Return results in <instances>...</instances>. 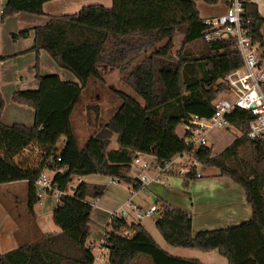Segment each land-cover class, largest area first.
<instances>
[{
    "label": "trees",
    "instance_id": "trees-1",
    "mask_svg": "<svg viewBox=\"0 0 264 264\" xmlns=\"http://www.w3.org/2000/svg\"><path fill=\"white\" fill-rule=\"evenodd\" d=\"M46 1L7 0L1 8L0 22L17 12L42 14V4ZM195 1L113 0L111 8L86 5L74 14L49 16L44 24L32 28V50H45L76 81L63 80L57 74H36V89L13 92V102L34 110V121L30 126L6 125L0 118V184L25 180L27 205L32 211L36 204L35 181L46 163L55 172L53 184L62 192L52 212L58 231L0 253V264H91L92 248L85 244L89 236V199L102 197L105 186L81 181L69 195L65 190L72 180L101 174L139 189L141 182L129 176L138 155H153L163 166L182 152L203 166L218 168L220 175L239 184L251 215L235 226L193 234L187 211L157 199L155 226L161 237L174 247L217 250L227 264H264V158H257L249 169L242 171L222 165L240 151L264 143L247 136L252 114L236 108L227 115L229 124L240 135L217 154H212L208 145L197 149L185 145L184 140L190 134L185 126L193 116L206 119L212 116L214 100L225 90L221 79L243 63L233 38H204L208 25L200 17ZM202 1L213 5L219 0ZM246 15L253 20L256 39L264 45L261 34L264 17L253 4L247 6ZM29 32L30 29L24 28L11 37L26 38ZM175 34H181L182 38L173 52ZM99 64L117 69L123 82L141 101L116 90L119 104L112 109L109 119L100 118L101 123L80 146L72 115L80 114L76 104L89 81L104 82ZM135 64V70L126 73ZM3 106L0 94V117ZM91 107L97 110L87 105V112ZM98 113L95 111L96 117ZM179 126H182L181 134L177 132ZM113 135L117 148L110 150ZM62 138L64 144L58 150ZM30 145L42 149L39 167L24 166L14 160ZM61 167L66 171H58ZM186 176L195 174L191 171ZM123 229L134 232L123 236ZM103 237L112 264H134L141 255L147 256L152 264H202L196 258L167 253L143 225L128 224L123 218L112 219Z\"/></svg>",
    "mask_w": 264,
    "mask_h": 264
},
{
    "label": "crops",
    "instance_id": "crops-1",
    "mask_svg": "<svg viewBox=\"0 0 264 264\" xmlns=\"http://www.w3.org/2000/svg\"><path fill=\"white\" fill-rule=\"evenodd\" d=\"M6 1L7 0H0V12ZM198 1L200 0L195 1V5L199 12L200 8L197 5ZM91 4H98L104 6L105 8H111L113 0H48L42 4V14L17 12L7 16L0 22V94L4 102L0 118L4 124L11 125L14 123H19L26 126L33 124L34 110L27 105L13 102L12 94L17 90L36 89L38 87L36 74H57L63 80L76 81L74 75L68 70L60 67L45 50L39 49L37 52L32 50L34 45V33L32 28L44 24L48 20L49 16L74 14L77 13L83 6ZM224 10L225 5L223 11ZM258 11L261 15L259 7ZM201 18L203 19L205 17L202 16ZM24 28L30 29V32L26 38L12 39L11 35L13 33H17L19 30ZM181 38V34H175L173 36V40H177V43H173V47L176 45L175 50L179 48ZM36 61L37 67L35 68ZM99 66H101L104 71L106 70L105 72H108L107 70L113 72L117 71L120 75V72L117 69L111 68L104 64L98 65L99 73ZM107 67L108 69H106ZM136 67L137 64L132 66V68H130V70L126 73L134 71ZM120 80L126 87H128L123 82L122 76H120ZM80 99L76 104V108L80 111L79 117L82 119V123L78 129L77 138L79 145L82 146L87 136L94 131L95 126L101 123V115L98 113V116L96 117L94 111L93 117H88L89 112H87V106L84 105V108H82L78 105ZM216 99L214 100V103L217 101ZM107 119H109V117ZM239 135L240 133L238 132L237 134V131H235V129L230 124L223 128L212 127L207 133V145L211 147L212 154H217L227 145H229L236 136ZM82 139L83 143L81 144ZM60 141H62L64 144L63 138L60 139ZM116 148V135H113L111 137L109 149L113 150ZM41 150L42 149H40V147L37 145H30L16 157L21 155V163L24 166L39 167L43 160L42 155L40 154L41 156L39 162L33 165L28 157V154L30 151L42 153ZM253 151L255 154L257 153V155H254L255 161L257 158H264V144L254 148ZM147 156L151 158L150 161L145 159ZM138 157L149 163V166L146 169H141L140 166L135 163H133L131 166L129 176L133 177L131 170L133 173L134 171L137 173L136 178L142 184L139 189H133L128 184L123 185L107 176L108 181L107 183L103 184L105 186V190L102 197L89 201L91 204V212L88 221L89 236L86 239V245H92L101 238L103 230L106 228L110 214L113 211H116L121 207L127 208L129 204L133 207H136L138 210H145L151 206L158 207V205L155 204V198L162 199L174 207H178L187 211L191 217V229L193 234L196 233V230L193 229V218L195 217V211H197V209H202V213L206 217L212 212L222 211V216L224 217L225 221L218 226L219 228L235 226L233 223H237L238 221L243 222L250 217L251 209L246 202L243 188L234 182L230 177L220 175L217 169L210 171V175L208 177L211 178H207L208 181H204V183L197 185V187L199 189H209L212 186L224 185L223 189L226 190L218 192L215 197H207L206 199L202 200L203 204L199 203L200 207L195 204L197 207L196 208L194 207L193 202H190L191 198L189 199V193L187 189L195 185L192 183L193 181L203 177L199 170H197V172L200 173L199 177L179 175L175 172L163 173L157 168V161L153 155H138ZM243 157L244 156H235L224 162L222 165L232 171H237L240 168H245L251 165V160ZM44 166L49 168L46 166V163ZM52 171L54 175L55 172L53 169ZM42 172L44 173V169ZM142 175L145 176L144 180H141ZM86 176L75 177L77 180L76 185L81 181L91 184H98L95 182L85 181L84 178ZM214 178L220 181H213ZM164 181H166L168 184H171L165 186V183H163ZM76 185H72L70 183L68 189L71 192L65 193L71 195ZM162 185H164V187H162V189H158V187ZM71 187H73V189H71ZM156 189H158V191ZM234 193H236V195H234ZM149 194H151V196ZM43 196L41 198H43ZM27 198L28 186L25 180L0 184V253L11 251L23 244L33 243L43 234L58 231V229L55 231H48V229H51L52 226L50 225L47 216H49V214L52 215V210L55 208L52 205V202L49 200V197H46L43 200L36 197V204L33 206L32 211L28 209ZM134 200L136 202H134ZM36 206L39 207V211L35 210ZM155 214L151 216V218H154ZM125 219L128 224L140 223L145 227V225L142 223V218L139 220L135 218L133 208H127ZM127 231L129 234H132L134 229H129ZM91 233H96V238H90ZM213 251L214 250L203 251V254H209V252ZM196 259H198L202 264H210L201 260L200 258ZM225 262L227 264L226 259Z\"/></svg>",
    "mask_w": 264,
    "mask_h": 264
},
{
    "label": "built area",
    "instance_id": "built-area-1",
    "mask_svg": "<svg viewBox=\"0 0 264 264\" xmlns=\"http://www.w3.org/2000/svg\"><path fill=\"white\" fill-rule=\"evenodd\" d=\"M225 10L215 16L203 18L208 25L204 33L206 40L222 39L230 37L235 40L236 46L242 56V65L226 74L221 83L225 86V91L234 94L235 99L230 102L226 99L218 100L214 103V112L210 118H199L193 116L185 126L190 134L185 138V145L188 148L197 149L207 145V133L212 127L223 128L229 125L227 115L234 109H244L252 114L249 122L247 136L250 139H259L264 142V54L260 42L254 34L253 20L246 15V8L249 4L259 7L257 0H223ZM264 144V143H263ZM59 157L56 161H59ZM141 169H146L149 163L139 157L134 159ZM200 163L190 157L186 152H182L163 166L156 163L160 172H175L179 175H187L193 171L195 177H199L197 166ZM54 167V166H53ZM58 171H66L61 167ZM145 176H141L144 180ZM62 192L53 184L52 177H48L41 172L35 181V195L41 198L43 195H53L59 199ZM127 208H133L137 220L143 217H151L156 213L157 207L151 206L145 210H138L132 205ZM127 208H119L110 214L107 224L115 218L125 219ZM104 232L101 238L91 245L92 262L91 264H112L109 261V247L104 240ZM123 236L130 235L126 229L122 230Z\"/></svg>",
    "mask_w": 264,
    "mask_h": 264
},
{
    "label": "rangeland",
    "instance_id": "rangeland-1",
    "mask_svg": "<svg viewBox=\"0 0 264 264\" xmlns=\"http://www.w3.org/2000/svg\"><path fill=\"white\" fill-rule=\"evenodd\" d=\"M257 2L259 3V9H260L261 15L264 17V0H257ZM197 5L200 8L199 15L201 17L202 16L203 17L215 16L217 14H220L224 8L223 0H219L217 3H215L213 5L205 4V3H203V1L201 2V0H200L197 2ZM261 34H262L263 41H264V25L261 28ZM175 42L177 43V40L174 39L173 43L175 44ZM175 47H176V45H174V47H173V52L176 51ZM261 47H262L261 49L264 51V45H262ZM99 67H100L99 68L100 69V75L103 76L104 82L99 83L98 81L91 79L89 81L88 88H87L86 92L83 94V96L81 97L79 104H78L82 108H84V105H86V106L87 105H93V106L97 107V110H94L93 107H91L89 109L90 118L93 117L94 111H99L101 118L104 120L109 117V115L112 112V109L116 106V104H118L120 102L119 98L117 96H115V94H114V92L116 90L124 91L130 95H133L138 101H141V99L136 94H134V92L129 87H126L121 82V80H120V76H122L121 73L119 75V73L117 71L113 72L110 70H107L108 72H105L106 70L104 71V69L101 66H99ZM106 69H108V67ZM221 99H226L230 102H233L235 99V96L233 93L223 90V91L218 93L216 100L218 101ZM79 115H80L79 113H75L72 117V124L74 126V130H76V131L78 130L80 123H82L81 122L82 119H80ZM233 128L235 129V131H237V134H238V132L240 133V131L237 128H235V127H233ZM177 132H178V134L182 133V126L178 127ZM82 143H83V139L81 140V144ZM62 144H63L62 141H60L58 143V150H60L62 148ZM114 145H115V143H114ZM253 149L254 148H248V149H244V150L239 152V154L237 156L238 157L244 156L243 158H248L249 160H251L250 161L251 165H249L245 168H240L237 171L249 169L253 165V163H255L254 155H257V153L255 154ZM260 152H262V151H260ZM40 154L41 153H38V152L36 153V152H31V151L28 154V157H29V159L33 165H35L39 162L40 156H41ZM18 159H19V162H21V155L19 157L15 158L16 161H18ZM145 159H148L149 161L151 160V158L149 156L145 157ZM215 169H217V171L219 172V169L216 167L203 166L201 164H199L197 166V170H199L202 173L203 177L198 179V180L193 181L192 183H194L195 185H193L187 189V191L189 193V199L191 198L190 202H193L194 207H196L195 204L198 207H200L199 203L203 204L202 200L206 199L207 197H209V198H211L212 196L215 197V195H217L218 192L226 190V189H223L224 185L212 186L209 189H199L197 187V185L204 183V181H208L207 178H211V177H208L210 175V171H214ZM44 173L48 177L53 176V171L50 168L45 167ZM131 173H132L133 177L136 178L137 173L135 171L133 173L132 170H131ZM129 175H130V171H129ZM84 180L88 181V182H95V183L103 185V184L107 183L108 177L105 175H101V174H91L89 176H86L84 178ZM213 181H220V180L214 178ZM76 183H77V180L74 178L72 180L71 184L76 185ZM119 183L126 185L125 182H119ZM163 183H165V186H168L171 184V183L168 184L166 181H164ZM215 185H218V184H215ZM162 187H164V185L159 186L158 189H162ZM68 188L69 187L66 188L65 192L70 193L71 191ZM158 189H156V190L158 191ZM154 194H158V193H154ZM149 195L151 196V194H149ZM234 195H236V193H234ZM46 197H49V200L52 202V205L54 207H56L57 198L55 196L51 195V196H43V198H41V200H43ZM89 200L91 201L92 199H89ZM156 200L157 199L155 198V201ZM134 202H136V201L134 200ZM173 204H175V203H173ZM35 210L39 211V207L36 206ZM222 213H223L222 211L212 212L206 217L202 213V209H197V211H195V217L193 218V229L196 230V232H197V231H205L208 229L213 230V229L219 228L218 226L225 221L224 217L222 216ZM156 217H157V214H155L154 218L153 217L152 218L151 217H143L142 223L145 225L148 232L153 237V239L156 241V243L164 251H166L167 253H169L173 256H179V257H184V258H192V257L193 258H200L201 260L208 262L210 264H226L225 258L223 256H221V254L217 250H214L213 252H209V254H203V251H200L197 249H180V248L169 245L161 237L160 233L158 232V230L155 226ZM47 218L49 220L50 225L52 226V228L48 229V231L57 230L58 227L53 222L52 215L49 214V216H47ZM241 222H239V221L237 223L235 222V223H233V225H238ZM90 238H96V233H91ZM134 264H152V263L147 256L141 255L134 262Z\"/></svg>",
    "mask_w": 264,
    "mask_h": 264
},
{
    "label": "water",
    "instance_id": "water-1",
    "mask_svg": "<svg viewBox=\"0 0 264 264\" xmlns=\"http://www.w3.org/2000/svg\"><path fill=\"white\" fill-rule=\"evenodd\" d=\"M71 189H73V187H71Z\"/></svg>",
    "mask_w": 264,
    "mask_h": 264
}]
</instances>
